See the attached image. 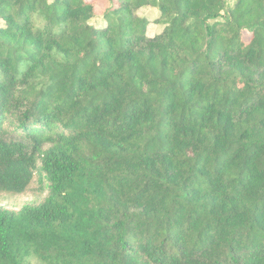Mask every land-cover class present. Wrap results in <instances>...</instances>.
I'll return each instance as SVG.
<instances>
[{
  "label": "trees",
  "instance_id": "16d2710c",
  "mask_svg": "<svg viewBox=\"0 0 264 264\" xmlns=\"http://www.w3.org/2000/svg\"><path fill=\"white\" fill-rule=\"evenodd\" d=\"M33 185L0 264H264V0H0V193Z\"/></svg>",
  "mask_w": 264,
  "mask_h": 264
},
{
  "label": "rangeland",
  "instance_id": "374dc122",
  "mask_svg": "<svg viewBox=\"0 0 264 264\" xmlns=\"http://www.w3.org/2000/svg\"><path fill=\"white\" fill-rule=\"evenodd\" d=\"M92 1V0H88ZM139 16L145 18L150 22L148 33L150 36L155 35L162 31L163 27L156 24L158 12L152 8H144L139 11ZM104 20L101 17L96 18L92 21L94 26L98 28L104 27ZM246 41L250 40V35H245ZM46 194H41L37 190V186H31L30 190L22 195L4 194L0 193V208H5L10 211H20L24 206L27 205H39L45 199Z\"/></svg>",
  "mask_w": 264,
  "mask_h": 264
}]
</instances>
